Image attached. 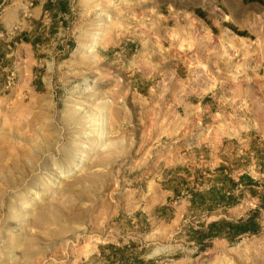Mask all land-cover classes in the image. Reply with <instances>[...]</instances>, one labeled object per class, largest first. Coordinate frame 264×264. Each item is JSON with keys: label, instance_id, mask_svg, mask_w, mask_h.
Instances as JSON below:
<instances>
[{"label": "rangeland", "instance_id": "rangeland-1", "mask_svg": "<svg viewBox=\"0 0 264 264\" xmlns=\"http://www.w3.org/2000/svg\"><path fill=\"white\" fill-rule=\"evenodd\" d=\"M219 1L221 88L177 53L201 0H0V264H264V0Z\"/></svg>", "mask_w": 264, "mask_h": 264}, {"label": "crops", "instance_id": "crops-1", "mask_svg": "<svg viewBox=\"0 0 264 264\" xmlns=\"http://www.w3.org/2000/svg\"><path fill=\"white\" fill-rule=\"evenodd\" d=\"M201 3L200 16L185 17L178 22L180 28L176 36L178 43L182 40V44L177 53L181 64L186 68L190 64L198 65L197 69L207 74L199 80H205L213 87L241 84V78H233L234 71L241 72V69L238 71L241 66L231 58L247 43L246 37L239 32L245 31L243 24L248 20V7L244 3H223L219 0H201ZM43 9V6H34L30 14L39 19L42 14H47V10ZM17 13H12L13 20L10 24L6 21V26L13 25ZM195 49H200L207 60L200 58Z\"/></svg>", "mask_w": 264, "mask_h": 264}, {"label": "trees", "instance_id": "trees-1", "mask_svg": "<svg viewBox=\"0 0 264 264\" xmlns=\"http://www.w3.org/2000/svg\"><path fill=\"white\" fill-rule=\"evenodd\" d=\"M253 219L252 218H249L247 221H245L244 223H239L237 226L238 227H242L241 229H239L238 231H236V234H242V233H246V232H254L256 231V227H253L252 224H253ZM220 222L222 221H217V222H213L211 224V226H216L217 224H219ZM232 227L234 226L233 224H231Z\"/></svg>", "mask_w": 264, "mask_h": 264}]
</instances>
